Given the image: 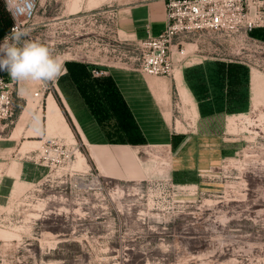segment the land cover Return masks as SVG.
I'll list each match as a JSON object with an SVG mask.
<instances>
[{
	"label": "rangeland",
	"instance_id": "obj_1",
	"mask_svg": "<svg viewBox=\"0 0 264 264\" xmlns=\"http://www.w3.org/2000/svg\"><path fill=\"white\" fill-rule=\"evenodd\" d=\"M169 1L37 0L24 26L28 39L59 55L68 71L69 63L86 70L95 88L81 93L114 142L122 137L108 111L113 90L101 81L106 75L92 71L129 69L141 44L166 28ZM5 6L0 0V42L11 26ZM261 28L249 36L205 33L175 55L181 91L174 95V123L186 140L173 155L142 154L143 180L100 178L87 169V158L78 166L84 150L57 133L29 137L20 164L10 157L19 135L9 137L19 121L34 124V114L18 108L12 122L0 123V264H264ZM65 80L64 87L72 86ZM194 91L201 111L216 113L198 126ZM49 141L60 163L39 160Z\"/></svg>",
	"mask_w": 264,
	"mask_h": 264
},
{
	"label": "crops",
	"instance_id": "obj_2",
	"mask_svg": "<svg viewBox=\"0 0 264 264\" xmlns=\"http://www.w3.org/2000/svg\"><path fill=\"white\" fill-rule=\"evenodd\" d=\"M256 36L264 41V27L256 31ZM68 68L70 71L67 70L53 88L52 83H38L33 88L18 83V108H21L23 114H34V124L29 121L23 124L19 121L18 126L11 131L9 140H15V134L19 136L18 144L10 157L18 158L21 164L24 157L21 151L29 137L41 138L57 133L69 142L80 145L87 158V169L94 171L100 178L135 182L143 180L148 173L142 154L173 155L182 148L186 138L177 130L173 115L174 95H180L181 91L178 90L177 71L170 79L153 77L132 69L113 68L105 71L106 77L101 81L113 90V96L107 100L108 106L113 103V107H109L108 111H114L115 118L120 121L117 129L122 139L114 142L98 119L101 116L93 111L91 99H86L81 93L82 90H94L95 82L89 80L86 70H81L75 63H69ZM66 77L72 82V86L68 88L63 85ZM180 77L187 92L191 94L188 80L185 81L182 73ZM42 85L49 89L41 90ZM21 88L25 89L24 94H21ZM36 92H40V97H34ZM194 94L198 115L196 126L199 121H212L216 113L202 112L203 101L198 100L197 91ZM59 99L69 114L75 131L68 123ZM206 101L215 102L211 99ZM114 107L117 108V113L113 110ZM123 114L126 116L125 120L120 118ZM30 132L35 135H29Z\"/></svg>",
	"mask_w": 264,
	"mask_h": 264
},
{
	"label": "built area",
	"instance_id": "obj_3",
	"mask_svg": "<svg viewBox=\"0 0 264 264\" xmlns=\"http://www.w3.org/2000/svg\"><path fill=\"white\" fill-rule=\"evenodd\" d=\"M37 0H32L34 7L15 16L6 7L11 21L10 32L16 28L24 30L35 15ZM6 5V3H5ZM168 23L162 33L148 38L141 44V55L130 58V68L151 76L173 77L176 71L175 55H185L188 40L205 33H226L229 35L245 34L249 36L254 29L264 27V0H170L167 6ZM94 77L106 75L103 70L92 71ZM17 85L5 73L0 72V123L12 122L17 114ZM42 85L41 90H48ZM40 97V92L34 94ZM42 146L39 160L48 164L60 163L62 156L54 141ZM61 156V157H60Z\"/></svg>",
	"mask_w": 264,
	"mask_h": 264
},
{
	"label": "clouds",
	"instance_id": "obj_4",
	"mask_svg": "<svg viewBox=\"0 0 264 264\" xmlns=\"http://www.w3.org/2000/svg\"><path fill=\"white\" fill-rule=\"evenodd\" d=\"M9 11L15 16L25 12V3L29 9L34 7L32 0H5ZM0 72L7 73L12 80L48 84L57 81L67 73L59 55L37 41L28 39V32L14 28L0 42ZM24 94L25 89H20Z\"/></svg>",
	"mask_w": 264,
	"mask_h": 264
},
{
	"label": "trees",
	"instance_id": "obj_5",
	"mask_svg": "<svg viewBox=\"0 0 264 264\" xmlns=\"http://www.w3.org/2000/svg\"><path fill=\"white\" fill-rule=\"evenodd\" d=\"M9 24H11V23L9 22ZM232 67L233 66L229 65L228 68H227V70H228V80L232 79L233 78V75H234L233 74V71H232ZM59 104H60V107L63 109V112H64V114H65V116L67 118L68 123L70 124V126L72 127V129L75 131L76 128H75V126H74V124H73V122H72L69 114L65 110V108H64V106H63V104H62V102H61L60 99H59Z\"/></svg>",
	"mask_w": 264,
	"mask_h": 264
},
{
	"label": "bare ground",
	"instance_id": "obj_6",
	"mask_svg": "<svg viewBox=\"0 0 264 264\" xmlns=\"http://www.w3.org/2000/svg\"><path fill=\"white\" fill-rule=\"evenodd\" d=\"M176 72V71H175ZM175 76V75H174ZM173 76V77H174ZM172 78V77H171ZM259 78V77H258ZM258 81V80H257ZM257 83V82H256ZM259 85V84H257ZM77 158H78V161H77V164L78 166H81V164L86 160V157L83 156V154L81 152L78 151V155H77ZM37 216V215H36Z\"/></svg>",
	"mask_w": 264,
	"mask_h": 264
}]
</instances>
